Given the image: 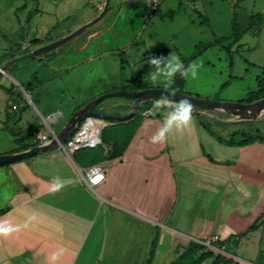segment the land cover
<instances>
[{
	"label": "crops",
	"instance_id": "0c3cea01",
	"mask_svg": "<svg viewBox=\"0 0 264 264\" xmlns=\"http://www.w3.org/2000/svg\"><path fill=\"white\" fill-rule=\"evenodd\" d=\"M146 4L148 7L147 0ZM85 49L86 46L80 48ZM54 57L61 59V55ZM99 58L100 55L67 63L65 73L54 75L43 84L51 91L62 82L59 90L64 95L75 90L88 93L106 77L96 65ZM136 74V80L149 82L146 74ZM133 76L121 84H133ZM177 76L170 89L209 98L199 90L186 89L185 76ZM108 90L111 88L103 91ZM84 96L62 108L57 103L47 104L38 95L37 108L42 117L57 114L55 122H62L61 130L95 95ZM11 97L7 87L0 86V131L12 121L7 111L12 105ZM118 106L122 112L114 110ZM134 106V100H127L99 109L125 115ZM170 110H158L157 116L140 113L110 122L112 138L103 132L101 144L95 149H81L69 156L54 147L1 164L0 206H5L0 207V264H15L17 259L21 264L25 259V264H146L156 232L158 243L152 264L171 263L187 249L190 240L207 246L215 241L229 242L234 248L237 236L264 210V140L257 138L247 145L227 141L263 135L264 131L253 125L260 122L252 119L245 123L229 114L193 108L186 124L171 129L162 141L153 142V135ZM213 119L244 124L241 127L245 130L235 129L230 137L221 135L212 128ZM253 130L260 131L252 133ZM34 140L16 146L11 142L8 151L0 155L37 146L32 145ZM94 166L101 168L105 177L91 187L81 170ZM21 228L28 229L25 241L9 233ZM263 242L264 236L260 251ZM211 258L200 264H211L215 256ZM261 258L257 263L246 261L264 264L260 263Z\"/></svg>",
	"mask_w": 264,
	"mask_h": 264
},
{
	"label": "rangeland",
	"instance_id": "374dc122",
	"mask_svg": "<svg viewBox=\"0 0 264 264\" xmlns=\"http://www.w3.org/2000/svg\"><path fill=\"white\" fill-rule=\"evenodd\" d=\"M98 2L100 7L97 6ZM103 6L104 3L100 0H0V66L13 57L66 36L96 17ZM257 13L263 19L255 23L239 40H235L232 36L234 14H237L241 28H245L250 23L251 16ZM83 46L86 49L80 50ZM198 50V55L185 63ZM47 54L27 57L13 63L1 78V87L12 86L19 91L10 93L12 105L7 107V111L12 121L6 123L4 131H0V148L7 149L0 150L1 153L8 151L11 142L15 146L18 143L22 145L25 141H33L40 128L46 131L44 119L47 116L42 117L37 108L38 95L49 105L57 103L62 108H67L81 97L84 98L85 94H94L96 98L107 92L130 90L126 89L128 85H122L121 82L125 84L132 74L136 80L137 71L148 76L150 65L146 60L152 55H179L185 66L192 60L200 62L197 73L192 75L189 72L185 78L186 89L199 90L209 95V98L203 99L242 103L257 100L256 96L260 92L253 91L258 90L260 79H264V0H164L152 14L146 0H111L108 12L99 22ZM55 54L61 55V59L55 58ZM98 55L100 58L96 65L106 77L96 82L95 88H89L88 93L75 90L70 95H64L59 90L63 87L62 82L51 88V91L43 84L52 76L65 73L67 63L76 64ZM48 61L57 68L50 66ZM176 76L173 83L178 78ZM110 83L115 85L108 87ZM147 83L163 85L150 79ZM107 88L111 90L103 91ZM263 96L264 93L259 98ZM127 100L132 99L109 97L99 103L97 109L108 103ZM154 101L148 102L152 105ZM13 105L17 108H13ZM118 108L120 106L114 110L122 112ZM214 112L225 116L229 114L225 110ZM234 118L245 123L252 119L258 120L260 124L254 123V127H260L264 131V112L250 120L243 119L240 115ZM61 123L55 122L52 126L60 131ZM242 125L244 124L224 123L215 119L211 121L212 128L227 137L235 129L245 130ZM256 131L260 130H253L252 133ZM104 134L109 136L108 139L112 138L110 126L104 128ZM4 206L2 204L0 207ZM8 220L4 222L8 224ZM9 233L20 236L25 241L28 229H13ZM217 242L209 246L215 251L214 256L223 254L226 264L229 258L234 263L250 264L244 254L239 257L233 253L231 243ZM259 255L262 257L260 263H264V242ZM26 261L22 260V264ZM15 264H21V260L17 259Z\"/></svg>",
	"mask_w": 264,
	"mask_h": 264
},
{
	"label": "water",
	"instance_id": "95a60500",
	"mask_svg": "<svg viewBox=\"0 0 264 264\" xmlns=\"http://www.w3.org/2000/svg\"><path fill=\"white\" fill-rule=\"evenodd\" d=\"M111 0H105L103 9L100 13L94 17L93 19L85 22L75 30L71 31L66 36H63L54 41L48 42L44 45L38 46L36 48L31 49L29 52L21 54L19 56L13 57L7 60L2 66H0V81L3 77V74L6 73V69L12 65L13 63L25 59L31 56H41L47 53L52 52L63 44L73 40L81 33L85 32L90 26L99 22L108 12ZM163 87H152L147 89L140 90H116L112 92L104 93L90 102L82 106L78 109L68 120L65 126L59 131L56 137L52 138L50 142H46L44 144H39L30 149H27L18 153H10V154H1L0 155V165L11 163L19 160H23L34 156L40 152L49 150L51 148L57 147L59 142L65 141L71 134L74 132L79 123L84 120V118L88 116H95L101 119L110 121V122H119L124 121L133 116V114L139 109V107L149 100H157L161 98V94L166 92ZM125 97L128 99H132L135 101V106L133 110L125 115H116L107 112H103L101 110H97L96 107L99 103L109 97ZM187 97L192 101V108H201L208 112H214L216 110H225L228 111L229 114L234 117L240 115L243 119H251L257 117L260 113L264 112V96L255 101L242 103V102H227L220 100H208L199 98L194 95H189L183 92H179L175 90V94L169 99L172 102H176L181 98Z\"/></svg>",
	"mask_w": 264,
	"mask_h": 264
},
{
	"label": "trees",
	"instance_id": "16d2710c",
	"mask_svg": "<svg viewBox=\"0 0 264 264\" xmlns=\"http://www.w3.org/2000/svg\"><path fill=\"white\" fill-rule=\"evenodd\" d=\"M261 19H262V15L260 13L254 14L251 16L250 23L245 28H241V25L238 22L237 14H234L233 23H232V36H233V38L235 40H239L244 35V33H246L248 30H250L255 23L256 24L259 23L261 21ZM199 52H200V50H198L192 56L188 57L185 60V63H186V61H189L190 59L196 57ZM258 86H259L258 90L253 91L256 93L260 92V95L256 96V99L261 97V95L264 93V82L259 81ZM152 87H161V86H152V85H149L145 81H141V80L137 79V80H135V82L133 84L128 85L126 89L140 90V89H147V88H152ZM7 90L9 93L13 94V91L15 89L12 86H9V87H7ZM149 106H150V104L148 101L146 103H143L139 107V109L133 114V116H136L140 113H143ZM204 126L208 130L212 131L209 124L204 123ZM103 132H104V130H103ZM102 135H103V133H102ZM257 138L264 140V134L261 136L260 135H256V136L246 135L243 139H241L239 141L228 140L227 142L229 144L247 145V144H250L253 141H255ZM102 139H103V137H102ZM220 139L225 141L224 138L220 137ZM34 144H38V142L34 140V142H32V145H34ZM88 149H95V148H88ZM263 230H264V210L253 221V223L250 225V227L246 231L240 233L237 236L233 253L239 257L241 254H244L245 258L249 262L257 263V261L260 257L259 249H260L262 241H263ZM157 243H158V233L156 232L155 236L152 240L151 246H150L149 256L146 260V264H152L153 256H154V253H155L156 247H157ZM217 243H219V242H217ZM213 244H216V243H213ZM214 252L215 251L211 250L209 248V246H207L203 243L194 241V240H190L187 249L179 257H177L174 261H172L169 264H200L206 258L214 256L215 255ZM225 260H226V258L223 256V254L218 253L215 256V259L212 261L211 264H226ZM227 261H228L227 264H238V263H234L232 258H229Z\"/></svg>",
	"mask_w": 264,
	"mask_h": 264
},
{
	"label": "clouds",
	"instance_id": "9594fccd",
	"mask_svg": "<svg viewBox=\"0 0 264 264\" xmlns=\"http://www.w3.org/2000/svg\"><path fill=\"white\" fill-rule=\"evenodd\" d=\"M146 63L150 65L148 72L149 79L154 83H162L164 89L167 90L161 94V98L153 102L152 108L155 110L171 109L167 112L161 128L152 137V141L157 142L165 139L166 134L171 129L180 127L190 120L192 115V101L184 97L176 102H172L169 97L175 94V90L170 89V85L173 84L177 73L185 77L188 76L189 72L195 75L200 67V62L192 60L188 66H185L179 55L169 54L168 56H149ZM4 231L6 232L7 229H4Z\"/></svg>",
	"mask_w": 264,
	"mask_h": 264
},
{
	"label": "built area",
	"instance_id": "2783aa9c",
	"mask_svg": "<svg viewBox=\"0 0 264 264\" xmlns=\"http://www.w3.org/2000/svg\"><path fill=\"white\" fill-rule=\"evenodd\" d=\"M105 3V0H100ZM164 0H147L148 8L151 10V14L159 7ZM153 105V104H152ZM150 105L143 114L147 116H157L158 110H155ZM17 108L16 106H13ZM150 109H152L150 111ZM57 114L50 115L44 119L46 125V131L40 128L35 135V141L39 144L50 142L52 138L56 137L59 131L53 128V123L56 121ZM110 124V121L101 119L95 116H88L82 120L76 127L74 132L65 141L59 142L57 147L62 152L68 154L77 152L84 148H96L101 144L102 133L106 126ZM82 176L87 180L91 187L99 185L105 177L104 171L97 167H89L86 170H81Z\"/></svg>",
	"mask_w": 264,
	"mask_h": 264
},
{
	"label": "flooded vegetation",
	"instance_id": "af4514ba",
	"mask_svg": "<svg viewBox=\"0 0 264 264\" xmlns=\"http://www.w3.org/2000/svg\"><path fill=\"white\" fill-rule=\"evenodd\" d=\"M96 109H97V107H96ZM98 110V109H97ZM100 110V109H99Z\"/></svg>",
	"mask_w": 264,
	"mask_h": 264
}]
</instances>
